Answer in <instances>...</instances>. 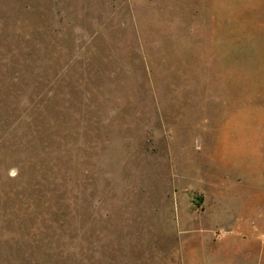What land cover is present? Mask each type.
<instances>
[{"label":"rangeland","instance_id":"rangeland-1","mask_svg":"<svg viewBox=\"0 0 264 264\" xmlns=\"http://www.w3.org/2000/svg\"><path fill=\"white\" fill-rule=\"evenodd\" d=\"M0 264H264V0H0Z\"/></svg>","mask_w":264,"mask_h":264}]
</instances>
